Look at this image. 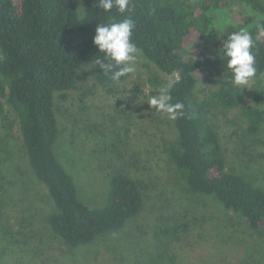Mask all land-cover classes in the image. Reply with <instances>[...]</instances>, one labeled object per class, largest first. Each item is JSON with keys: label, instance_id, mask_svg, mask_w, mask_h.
I'll use <instances>...</instances> for the list:
<instances>
[{"label": "trees", "instance_id": "trees-1", "mask_svg": "<svg viewBox=\"0 0 264 264\" xmlns=\"http://www.w3.org/2000/svg\"><path fill=\"white\" fill-rule=\"evenodd\" d=\"M98 0H0V117L11 106L17 113L29 162L48 188L55 210L48 216L54 232L78 247L100 234L119 230L145 206L139 180L124 171L110 183L106 205L93 207L79 198L76 183L59 161L55 145L60 127L56 98H67L84 79L88 56L103 60L94 44L100 23L122 21L116 8L105 12ZM135 21L132 40L164 74H177L168 86L185 115L171 120L175 135L169 154L194 193L216 197L253 232L264 230V187L228 166L218 130L205 119L206 108L241 109L248 132L264 126V0H131ZM245 30L257 76L247 86L230 83L223 45ZM96 81L108 92L119 83L94 63ZM201 78L215 87L211 98L196 93ZM190 228L189 221L159 217V257Z\"/></svg>", "mask_w": 264, "mask_h": 264}, {"label": "rangeland", "instance_id": "rangeland-1", "mask_svg": "<svg viewBox=\"0 0 264 264\" xmlns=\"http://www.w3.org/2000/svg\"><path fill=\"white\" fill-rule=\"evenodd\" d=\"M136 66L108 92L96 81L88 56L85 79L65 100L56 98L55 149L82 201L106 205L112 176L124 171L142 184L143 211L87 244H67L48 222L54 201L30 165L19 117L7 106L0 117V264H264V230L251 231L216 197L194 193L170 158L171 119L148 101L177 74H164L140 50ZM214 90L198 79L200 99L211 98ZM205 119L218 130L228 166L264 187V126L250 134L241 109L216 105L206 108ZM159 217L190 223L164 258L156 236Z\"/></svg>", "mask_w": 264, "mask_h": 264}, {"label": "clouds", "instance_id": "clouds-1", "mask_svg": "<svg viewBox=\"0 0 264 264\" xmlns=\"http://www.w3.org/2000/svg\"><path fill=\"white\" fill-rule=\"evenodd\" d=\"M97 6L105 12L116 8L119 13L127 14L122 21L100 23L93 38L94 44L103 54V60H95L105 76L116 83L122 77L137 71L139 49L133 42L135 21L131 16V0H98ZM254 41L245 30L233 32L224 43V56L228 58L227 68L232 73L230 83L235 86H247L257 76L256 58L252 51ZM260 75L264 76V73ZM148 104L159 112L168 114L169 119L176 120L185 115V105L173 102L170 89L162 88L157 95L150 97Z\"/></svg>", "mask_w": 264, "mask_h": 264}]
</instances>
